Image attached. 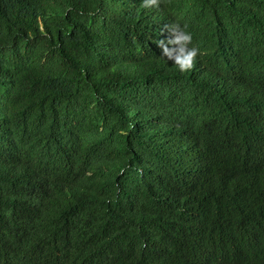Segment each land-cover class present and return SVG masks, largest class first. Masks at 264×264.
I'll use <instances>...</instances> for the list:
<instances>
[{"label":"trees","instance_id":"trees-1","mask_svg":"<svg viewBox=\"0 0 264 264\" xmlns=\"http://www.w3.org/2000/svg\"><path fill=\"white\" fill-rule=\"evenodd\" d=\"M0 0V264H264V0Z\"/></svg>","mask_w":264,"mask_h":264},{"label":"clouds","instance_id":"clouds-1","mask_svg":"<svg viewBox=\"0 0 264 264\" xmlns=\"http://www.w3.org/2000/svg\"><path fill=\"white\" fill-rule=\"evenodd\" d=\"M146 10L143 14L146 24L156 26L155 40L162 50L160 56L179 66L181 71H187L194 65L202 50L194 41L189 25L179 21L171 22L166 11L160 6V0H145Z\"/></svg>","mask_w":264,"mask_h":264}]
</instances>
